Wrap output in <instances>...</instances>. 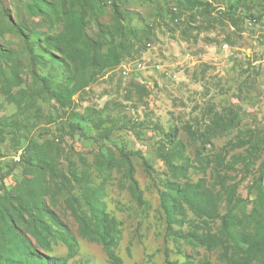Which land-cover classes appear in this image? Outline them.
Returning <instances> with one entry per match:
<instances>
[{"label": "rangeland", "instance_id": "1", "mask_svg": "<svg viewBox=\"0 0 264 264\" xmlns=\"http://www.w3.org/2000/svg\"><path fill=\"white\" fill-rule=\"evenodd\" d=\"M88 1L0 0V264H264V0Z\"/></svg>", "mask_w": 264, "mask_h": 264}, {"label": "trees", "instance_id": "2", "mask_svg": "<svg viewBox=\"0 0 264 264\" xmlns=\"http://www.w3.org/2000/svg\"><path fill=\"white\" fill-rule=\"evenodd\" d=\"M68 2L75 8H77L81 14H86L87 11H88V0H68ZM181 2V0L179 1ZM183 2V1H182ZM178 8V7H177ZM113 12L114 14L121 18V15L119 13V10L116 6H113ZM63 13L65 15L68 14V12L66 11V9L63 7ZM171 9H170V16L171 18H173V21H174V16L171 15ZM179 14V12H178ZM1 19L5 22L8 23V25L10 26L11 29L15 30V32L22 37L23 41H24V45L26 47V49L28 50V53L29 55L31 56V59H33V49H32V44L27 40L26 36L24 35L23 31L17 26L15 25L11 19H10V16L8 14H6L5 12H1ZM256 20V19H255ZM87 44L90 48V50L92 51L93 53V63L96 64V59H97V56L100 54V49L98 48L97 44L95 43L94 40L92 39H88L87 40ZM43 81V84L45 87H47V80L46 79H42ZM62 106H64L62 104ZM172 136V139H174V134L171 135ZM122 157L126 160H128V157L127 155H124L122 154ZM165 164L167 165L168 168H171L172 165L165 159H163ZM29 162V165L32 166L33 163L31 161H28ZM109 165L110 168L114 167L115 166V163L112 161V160H107L106 161ZM7 188V185L6 183L4 182V180L1 182V186H0V190L1 189H5ZM182 201L191 209V210H196L198 209V207L202 204V201H203V198L201 196V194L198 192V190L196 189V187H194V185L192 184H187L186 187L178 192ZM165 256H166V264H171L168 259H167V254L165 253ZM118 263L120 261H117ZM116 263V264H118Z\"/></svg>", "mask_w": 264, "mask_h": 264}, {"label": "crops", "instance_id": "3", "mask_svg": "<svg viewBox=\"0 0 264 264\" xmlns=\"http://www.w3.org/2000/svg\"><path fill=\"white\" fill-rule=\"evenodd\" d=\"M205 1H207L208 3H210V4H213V6L215 7L216 6V8H217V10L216 11H221V10H223V11H225L226 10V7H227V5H228V3H231V4H233V3H235L237 0H220L221 1V3H215V2H217V0H205ZM241 1V0H240ZM215 3V4H214ZM235 5H237V4H235ZM226 23H227V25L230 27V29H234L233 28V25H231L228 21H226ZM212 33H214V32H212Z\"/></svg>", "mask_w": 264, "mask_h": 264}, {"label": "bare ground", "instance_id": "4", "mask_svg": "<svg viewBox=\"0 0 264 264\" xmlns=\"http://www.w3.org/2000/svg\"><path fill=\"white\" fill-rule=\"evenodd\" d=\"M171 13H172L171 15L177 17V16L179 15V14H178V8H177L176 6L173 7V8H171ZM175 21L177 22L178 19L176 18Z\"/></svg>", "mask_w": 264, "mask_h": 264}, {"label": "built area", "instance_id": "5", "mask_svg": "<svg viewBox=\"0 0 264 264\" xmlns=\"http://www.w3.org/2000/svg\"><path fill=\"white\" fill-rule=\"evenodd\" d=\"M180 21V19L178 18V22ZM256 22V20L255 19H253L252 20V22H251V24L252 23H255ZM135 67H136V70H140V69H142V65L140 64V63H138L137 65H135Z\"/></svg>", "mask_w": 264, "mask_h": 264}]
</instances>
